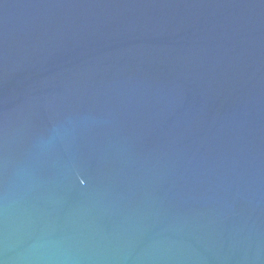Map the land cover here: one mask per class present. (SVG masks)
Returning a JSON list of instances; mask_svg holds the SVG:
<instances>
[{
    "label": "water",
    "instance_id": "water-1",
    "mask_svg": "<svg viewBox=\"0 0 264 264\" xmlns=\"http://www.w3.org/2000/svg\"><path fill=\"white\" fill-rule=\"evenodd\" d=\"M0 264H264V0H0Z\"/></svg>",
    "mask_w": 264,
    "mask_h": 264
}]
</instances>
